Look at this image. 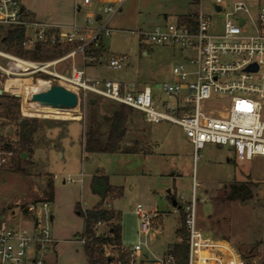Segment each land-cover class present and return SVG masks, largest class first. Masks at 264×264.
<instances>
[{
    "label": "rangeland",
    "instance_id": "374dc122",
    "mask_svg": "<svg viewBox=\"0 0 264 264\" xmlns=\"http://www.w3.org/2000/svg\"><path fill=\"white\" fill-rule=\"evenodd\" d=\"M225 1L231 6L239 1L246 3L255 20L264 9V0ZM118 2L95 0L97 8L114 7ZM21 3L30 19L39 22L68 24L74 17L73 0H22ZM90 11L95 12L96 9ZM200 11L214 22L219 20L215 8L207 0L202 6L199 0H124L121 11L110 20L109 28L113 32L103 40L105 53L102 59L130 54L131 67L115 72L105 65L88 66L87 77L122 82L137 79L153 89L159 102L169 101L157 85L168 81L172 68L182 60V52L166 46L142 47L138 39L127 31H149ZM102 17L103 22L99 25L109 18L106 14ZM6 29L0 27V32L5 33ZM246 30L255 32L251 25ZM144 51L148 56L143 55ZM54 52L60 55L53 59L62 55L57 50ZM80 65L78 57L77 66ZM69 66L70 62H66V69ZM24 97L21 100L22 117L39 119L41 129L35 137L34 153L29 158L27 156V162L22 164L23 172L17 171L13 165L0 167V222L5 221L12 228L19 225L33 232L35 218L43 216L42 204L47 201L48 216L53 218L49 229L58 241L57 253L48 255L47 264H87L83 244L79 240L84 219L78 215L76 205L88 210L99 202L89 187L91 177L97 171L104 172L112 186L123 189V196L112 202V208L122 215L125 245L147 241L148 252L160 256L177 244L180 238L176 231L181 226L182 210L194 196L197 224L204 233L230 242L246 258V264L264 262V157L241 161L232 148L218 145H206L195 155L190 139L179 126L168 122L147 123L143 114L137 111H134L133 126L123 147L139 151L88 157L84 153V140L90 102L78 110L82 120H75L73 117H51L46 112L30 114L24 110L25 103L33 101L26 95ZM91 99L96 100L101 120L119 106L104 98ZM102 122L104 135H107L109 126ZM0 138L4 142H14L16 127L0 120ZM52 180L55 196L53 201H48ZM235 183L250 186L252 199L232 200L230 186ZM174 196L182 210L173 206L171 198ZM30 203L37 206L36 212L23 213L25 205ZM138 205L145 210H156L160 215L154 224L159 233H154L149 240L139 235L140 221L135 212ZM100 228L98 234L102 232ZM108 251L113 252L112 249Z\"/></svg>",
    "mask_w": 264,
    "mask_h": 264
},
{
    "label": "built area",
    "instance_id": "2783aa9c",
    "mask_svg": "<svg viewBox=\"0 0 264 264\" xmlns=\"http://www.w3.org/2000/svg\"><path fill=\"white\" fill-rule=\"evenodd\" d=\"M21 1L0 0V27L22 29V47L27 52L41 46L62 55L34 61L0 48L3 94L19 95L21 100L26 95L32 100L31 91L23 94L16 88L25 80L32 84L43 82L47 90L62 86L77 95L78 110L93 97L104 98L142 113L147 123L179 126L190 139L195 155L206 145H218L232 148L241 161L264 157V9L255 20L250 7L242 1L231 6L225 0H207L219 15L217 22L200 11L149 31H127L142 47L166 46L182 52V60L172 68L168 81L157 85L169 99L159 102L153 89L137 79L122 82L87 77L88 66L105 65L115 72L131 67L130 54L107 60L102 59L104 54H96L104 48V38L112 34L110 20L121 11L124 0L104 8H97L95 0H73L74 17L68 24L30 19ZM204 1L199 0L201 6ZM103 14L109 18L99 25ZM248 25L255 28L254 33H248ZM66 62H70L68 69ZM136 74L139 75L138 70ZM14 156L12 150H0V167L12 164ZM42 208L43 216L35 218L33 232L1 222L0 264H47L56 240L49 229L52 217L48 216V202H43ZM36 210L37 206L30 203L22 212L30 214ZM182 211L188 234L187 264H246L230 242L210 237L198 227L194 196ZM135 212L141 238L149 240L159 233L154 228L160 217L156 210L138 205ZM181 242L182 239L178 243ZM81 243L84 245V241ZM148 249L145 241L131 246L122 244L119 252H105L110 264H176L173 246L160 256Z\"/></svg>",
    "mask_w": 264,
    "mask_h": 264
},
{
    "label": "trees",
    "instance_id": "16d2710c",
    "mask_svg": "<svg viewBox=\"0 0 264 264\" xmlns=\"http://www.w3.org/2000/svg\"><path fill=\"white\" fill-rule=\"evenodd\" d=\"M24 31L20 28H7L5 33L0 32V48L17 55L19 57L30 58L34 61L51 60L60 53L47 47L38 46L36 50L27 52L22 47ZM105 49L102 48L96 54L103 55ZM119 105V104H118ZM134 110L119 105L115 107L112 114L101 120L97 106L90 105V118L84 140V153L89 156L98 154H113L116 152L131 153L139 149L124 148L123 145L133 126ZM0 120L16 127V140L4 142L0 138L1 151H14L12 166L19 172H23L22 164L27 160H22V154H27L28 158L36 149L35 137L41 129V122L37 118H23L21 114V99L15 96L0 95ZM105 121L108 124L107 135H104ZM50 192L48 201L54 200V180L49 184ZM91 194L99 199V202L92 209L83 210L80 204L76 205V211L84 219V227L79 240L84 241L83 249L88 264H110L111 259L106 256V249L119 252L122 245L121 213L112 208V202L123 196V189L110 184L108 176L100 173L91 179ZM252 189L247 184L235 183L230 186V198L232 200L246 201L252 199ZM175 199V196L173 197ZM109 206V207H108ZM182 210V208H181ZM1 224V222H0ZM108 225V231L98 234V225ZM177 235L182 239L181 243L173 245V252L176 256V264H187L188 261V234L185 226L184 212L181 216V226L177 230ZM244 258V257H243ZM122 259L125 256L122 255ZM246 260V258H244ZM261 264H264L262 262Z\"/></svg>",
    "mask_w": 264,
    "mask_h": 264
},
{
    "label": "water",
    "instance_id": "95a60500",
    "mask_svg": "<svg viewBox=\"0 0 264 264\" xmlns=\"http://www.w3.org/2000/svg\"><path fill=\"white\" fill-rule=\"evenodd\" d=\"M217 11H220V8H217ZM100 19V18H98ZM3 92L0 90V95H2ZM16 98H20L19 95L16 96ZM32 101L35 103H39L45 106H52L55 108H61V109H75L78 106V97L77 95L62 87V86H51L48 90L39 92L32 95ZM96 103V100L91 99L90 105H93ZM27 157V154H22V160H25ZM170 196V191L168 192ZM173 206L178 207L176 199L171 198ZM181 209V207H178Z\"/></svg>",
    "mask_w": 264,
    "mask_h": 264
},
{
    "label": "bare ground",
    "instance_id": "6f19581e",
    "mask_svg": "<svg viewBox=\"0 0 264 264\" xmlns=\"http://www.w3.org/2000/svg\"><path fill=\"white\" fill-rule=\"evenodd\" d=\"M38 86H40V87H38ZM38 86L35 84H32L31 80H25V81H22L21 83H18L16 88L19 90V92H21L23 94H25V92H29V91H31V94H36L39 92H43V91L47 90V88H48L47 84H45L43 82L39 83ZM25 105L26 106H25L24 110H26L30 114H32L34 112H46L48 114H52L54 117L59 116L60 118H63V119L64 118L68 119L69 117H73L75 120H78L81 117L77 108L67 110V109H61V108H54L52 106H45V105L35 103V102H32L30 104L26 102Z\"/></svg>",
    "mask_w": 264,
    "mask_h": 264
},
{
    "label": "crops",
    "instance_id": "0c3cea01",
    "mask_svg": "<svg viewBox=\"0 0 264 264\" xmlns=\"http://www.w3.org/2000/svg\"><path fill=\"white\" fill-rule=\"evenodd\" d=\"M184 16H187V15H184ZM184 16H181V17H178V19L179 18H182V17H184ZM143 55L146 57V56H148V52L147 51H144L143 52ZM100 173H103L104 175H106L104 172H101V171H97V173H96V175H99ZM93 176H95V175H93ZM92 176V177H93ZM107 176V175H106ZM92 177H91V179H92ZM90 183H91V181H90ZM90 183H89V187H90ZM54 185H55V183H54ZM54 193H55V186H54ZM170 195H171V193H170ZM47 202V201H46ZM179 207V206H178ZM179 209V208H178ZM180 210V209H179ZM12 214L14 215L15 214V212L13 211L12 212ZM122 216V215H121ZM52 220H53V218H52ZM101 233L102 234H104V233H106L107 231H108V225H103V226H101ZM105 229V230H104ZM177 232V231H176ZM56 240V239H55ZM122 244H124L123 243V240H122ZM57 246H58V241L56 240V244H55V249H54V252H53V254H56L57 253ZM172 247V246H171ZM168 250V248L165 250V251H163L162 253H161V255L162 254H164L166 251ZM88 264V263H87Z\"/></svg>",
    "mask_w": 264,
    "mask_h": 264
}]
</instances>
